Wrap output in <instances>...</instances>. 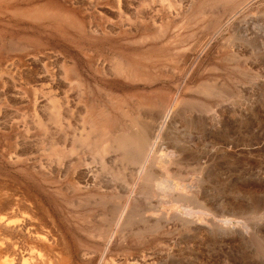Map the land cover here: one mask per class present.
I'll return each instance as SVG.
<instances>
[{"label": "rangeland", "instance_id": "374dc122", "mask_svg": "<svg viewBox=\"0 0 264 264\" xmlns=\"http://www.w3.org/2000/svg\"><path fill=\"white\" fill-rule=\"evenodd\" d=\"M208 1L0 0V222L25 231L0 236L28 264H264V0Z\"/></svg>", "mask_w": 264, "mask_h": 264}, {"label": "bare ground", "instance_id": "6f19581e", "mask_svg": "<svg viewBox=\"0 0 264 264\" xmlns=\"http://www.w3.org/2000/svg\"><path fill=\"white\" fill-rule=\"evenodd\" d=\"M210 1V0H209ZM208 1V2H209ZM212 1V0H211ZM238 1V0H237ZM207 2V1H206ZM213 2V1H212ZM201 5V4H200ZM234 6V5H233ZM201 8H202V6H200ZM38 9V8H37ZM200 9V8H199ZM201 10V9H200ZM20 13V12H19ZM34 13V12H33ZM200 13V12H199ZM199 13L197 14V15H199ZM212 18V17H211ZM67 20V19H66ZM218 22H219V20H218ZM116 57V56H115ZM121 62V61H120ZM123 62V61H122ZM122 62H121V64H122ZM126 63V62H125ZM118 65V64H117ZM120 65V64H119ZM118 65V66H119ZM139 66H141V65H139ZM119 70H121L122 72L124 71V70H122L123 68H119V67H117ZM127 68V67H126ZM124 69H125V67H124ZM127 70H129V68H127ZM127 70H125V71H127ZM125 73V72H124ZM158 95V94H157ZM162 95V94H161ZM156 98V97H155ZM163 99V98H162ZM153 106V105H152ZM163 109V108H162ZM164 110V109H163ZM122 114V113H121ZM127 115V114H126ZM138 115V114H137ZM156 116V115H155ZM107 117V116H106ZM140 117V116H139ZM165 117H166V114H164L163 116H162V118H161V120H159L160 122H163V120L165 119ZM136 118V117H135ZM134 118V119H135ZM102 119V118H101ZM108 119V118H107ZM107 119H104L103 121H104V124H100L102 127H101V131H102V133H105V132H108L109 131V129L111 128V126H114V121H109V119L107 120ZM133 119V118H132ZM132 120L131 122H130V126H131V129L129 130V131H127L126 129L125 130H121V131H119V132H117V133H114V137H115V147L117 148V149H119L120 151H121V153L124 155L123 157H126L128 160H130V162L131 163H133V165L134 164H139V161H141L140 159L143 157L142 155L144 154V152H145V150H146V148H147V144H148V141H149V131H147V129H145V128H143V127H139V126H141V123H140V125L138 126V123L134 126V125H131L132 123H134L135 124V120ZM98 123V122H97ZM129 124V123H128ZM158 124V123H157ZM108 125V126H107ZM109 125H110V128H109ZM142 125H144V124H142ZM145 126V125H144ZM147 126V125H146ZM109 129H108V128ZM128 128V127H127ZM110 132H112V131H110ZM86 138V137H85ZM84 138V139H85ZM84 142V141H83ZM144 164V163H143ZM142 164V165H143ZM132 165V166H133ZM134 166H136V165H134ZM142 167V166H141ZM140 168V167H139ZM130 169V168H129ZM142 169H143V167H142ZM137 170V169H136ZM143 171V170H142ZM144 172V173H143ZM142 173L144 174V176H145V178L146 179H150V177H151V173L150 172H148V171H143ZM2 222V221H1ZM0 222V223H1ZM21 222V221H20ZM22 225H24L23 223L21 224V226ZM0 226H5V227H7L8 229H9V227L11 228V229H9L10 231H12V229L13 230H17L16 231V234L15 235H17V232H18V230H20L21 229V226H20V224H16V222L15 223H11V222H9V221H5V219L3 220V222L1 223V225ZM25 226H26V224H25ZM4 227V228H5ZM23 228H24V226H22ZM1 228V227H0ZM22 228V229H23ZM30 228L28 227V230H29ZM5 230L6 229H4L3 230V228H1V231L3 232H5ZM23 231V230H22ZM6 232H8V230L6 231ZM12 232H14V231H12ZM12 232H8V233H12ZM20 232H21V230L19 231V235H20ZM23 232H25V231H23ZM23 232H21L22 234H23ZM27 233V232H26ZM25 233V234H26ZM13 234V233H12ZM22 234H21V239H23L25 236H22ZM14 235V236H15ZM18 235V236H19ZM32 235V234H31ZM13 236V237H14ZM26 236H28L27 234H26ZM33 236V235H32ZM2 236H0V238H1ZM17 237V236H16ZM20 237V236H19ZM18 237V238H19ZM29 238L31 237L30 235L28 236ZM34 237V236H33ZM33 237H32V239H33ZM38 238V237H37ZM36 238V239H37ZM12 239V238H11ZM42 239V238H41ZM3 242H2V241ZM5 240V239H4ZM2 238L0 239V243L2 242L3 244L4 243H6L7 244V240L6 241H4ZM10 240V239H9ZM13 240H14V238H13ZM24 240V239H23ZM15 241V240H14ZM16 241H18V240H16ZM11 240L9 241V244H7L5 247L7 248V249H11V251H9V250H5L6 252L4 253V252H2V253H4V254H6L8 251L9 252H11L12 253V255L14 254V256H12V258L14 257V258H16V259H22V263H20V264H28V262H26L25 261V259H24V254L26 253L25 252V248L23 249L22 248V242H18L19 244H21V246L20 245H18V244H16V243H14V242H11ZM25 244V243H24ZM2 245V244H1ZM5 245V244H4ZM26 245V244H25ZM24 247V246H23ZM26 247V246H25ZM0 248H1V250L3 249V245L2 246H0ZM27 249H28V247H26ZM5 249V248H4ZM4 249H3V251H4ZM27 249H26V251H27ZM8 252V253H9ZM28 254V253H27ZM0 255H2L1 253H0ZM10 258V257H9ZM13 258V259H14ZM15 259V260H16ZM17 261H19V260H17ZM6 262V261H5ZM16 262V261H15ZM15 262H13V263H15ZM12 263V264H13ZM8 264H11V263H8Z\"/></svg>", "mask_w": 264, "mask_h": 264}]
</instances>
